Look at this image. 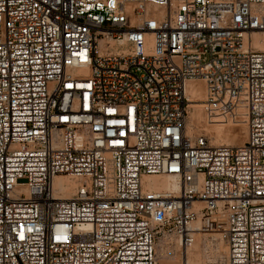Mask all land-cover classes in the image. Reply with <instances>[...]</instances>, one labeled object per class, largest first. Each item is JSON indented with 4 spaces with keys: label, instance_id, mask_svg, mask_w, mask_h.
Instances as JSON below:
<instances>
[{
    "label": "built area",
    "instance_id": "1",
    "mask_svg": "<svg viewBox=\"0 0 264 264\" xmlns=\"http://www.w3.org/2000/svg\"><path fill=\"white\" fill-rule=\"evenodd\" d=\"M262 35L264 0H0V264H160L198 233L264 264ZM196 102L244 143L189 131Z\"/></svg>",
    "mask_w": 264,
    "mask_h": 264
},
{
    "label": "bare ground",
    "instance_id": "2",
    "mask_svg": "<svg viewBox=\"0 0 264 264\" xmlns=\"http://www.w3.org/2000/svg\"><path fill=\"white\" fill-rule=\"evenodd\" d=\"M134 1L135 0H128V4H127L126 8H128L130 10L132 8L131 2H134ZM262 38H264V35H262ZM260 39H261L260 36H256L257 46L261 49H264V43L259 42ZM198 82L202 83L204 90H202L200 88L199 83H197V81H189L187 83V92L193 98L198 99V100H203V99H205V87H204V84L202 81H198ZM192 106L195 108L194 109V117H196L197 120H201V118H202L201 112H202L203 105L202 104H195ZM203 110H204V108H203ZM190 115L192 116V113ZM206 129L210 130V132L213 134L212 138H213L214 145L221 143L218 145L237 146V145H241L244 143V140L242 138L243 137L242 134H239V133L231 134V132L228 131L227 129H225L223 127V125H220L218 123L212 124L210 127L206 128ZM240 133H241V131H240ZM75 181L76 180H74V178L71 176H67V175L57 176L54 178V187L56 189H59L62 192L63 197L69 198V197H72L74 192H75V189H76V182ZM142 182H143V186L146 190H163V191L169 192L171 194H177L180 190L179 180L177 178L172 177V176H165V177H164V175L145 176V177H143ZM192 227L196 228V225H193ZM160 242L162 243V248H164L165 250L166 249H173L175 251H179V253H180V255L176 258V260H174V258L172 259L171 257H169L171 259L167 258L168 259L167 262L170 264H176V262H177V264H178V262L180 264V260L182 259V257H183V261L185 259V256H183L184 254H187L186 259L189 262V264H192V263L194 264V262L199 261V258H196L195 254H192L190 252V248L194 242L192 244L188 245L187 249L185 247L182 248L178 241H175L174 246L169 245V241L166 240L165 238H162ZM211 242H212V248L211 249L214 250L213 253L215 252V255L213 257V262L216 264L217 260L223 255V253L221 252L222 250L220 248H219V250H221L220 254L218 253L219 251L217 250V246H218V243H220V240L218 241V240H216V238H211ZM166 257H168V256H166Z\"/></svg>",
    "mask_w": 264,
    "mask_h": 264
},
{
    "label": "rangeland",
    "instance_id": "3",
    "mask_svg": "<svg viewBox=\"0 0 264 264\" xmlns=\"http://www.w3.org/2000/svg\"><path fill=\"white\" fill-rule=\"evenodd\" d=\"M127 4H128V0H125L126 7H127ZM131 6H132V8L135 6V1L131 2ZM197 83H199V82L197 81ZM199 86H200V88L202 90H204L203 85H202L201 82L199 83ZM201 103L202 102H200V103L196 102L195 104H201ZM194 109H195L194 107L190 108V114L192 113V116L189 114V117H188V120H187V123H186L187 129L190 131L193 128H195V129L202 128L209 135L212 144H214L213 143V138H212L213 134L210 132V130L206 129V128L210 127L212 124H207L203 108H202V112H201L202 113L201 120H197L196 117H194ZM218 124L223 125V127L225 129H227L228 131H230L231 134H235V133L242 134V136H243L242 138L245 141L246 127L244 125H235V124H231V123L230 124L218 123ZM240 131H241V133H240ZM218 144H221V143H218ZM211 238H212L211 236H207V235L201 234V233L194 235V243H193V245L190 248V252L192 254H195L196 258H199V261L198 262L197 261L194 262V264H214L213 257L215 255V252L213 253L214 250L211 249L212 248ZM160 241H161V239H160ZM160 241H159L158 246H157L158 256L160 258V264H170V263L167 262V260H168L167 258L171 257L172 259L174 258V260H176V258L180 255V253H179V251H175L173 249H166L165 250L164 248H162V243ZM219 248L222 251L219 250ZM217 250L219 251L218 252L219 254H220V251L222 253H224L226 251L225 245H224V243L222 241H220V243H218ZM166 256H168V257H166ZM183 256H185V259H186L187 254H184ZM171 258H169V259H171ZM182 262H183V257L180 260V264H182ZM176 264H177V262H176ZM178 264H179V262H178Z\"/></svg>",
    "mask_w": 264,
    "mask_h": 264
}]
</instances>
